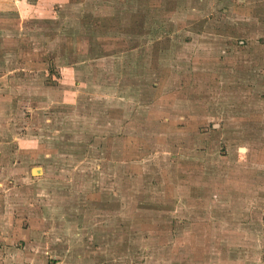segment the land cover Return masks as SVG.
Masks as SVG:
<instances>
[{
  "label": "rangeland",
  "instance_id": "obj_1",
  "mask_svg": "<svg viewBox=\"0 0 264 264\" xmlns=\"http://www.w3.org/2000/svg\"><path fill=\"white\" fill-rule=\"evenodd\" d=\"M65 3L0 148L34 261L264 264V0Z\"/></svg>",
  "mask_w": 264,
  "mask_h": 264
},
{
  "label": "crops",
  "instance_id": "obj_2",
  "mask_svg": "<svg viewBox=\"0 0 264 264\" xmlns=\"http://www.w3.org/2000/svg\"><path fill=\"white\" fill-rule=\"evenodd\" d=\"M43 0H0V148L4 150L6 140H9L11 133L8 119L11 116L12 101L24 90H20L19 82L26 77V71H36L41 66L40 60H32L27 54L26 47V25L28 18L37 19V14L42 13L41 2ZM54 4V8L67 5L66 0H47ZM52 7V5H51ZM35 43H32L34 46ZM36 51V48H32ZM37 72V71H36ZM37 77L34 74V79ZM17 78L18 80H16ZM12 83V84H11ZM19 147H27L33 142L26 139H14ZM28 148V147H27ZM2 163H8V158L2 155ZM9 166V165H8ZM40 169L34 170L33 174L39 175ZM5 174L10 175V168L7 171L2 169L0 178H5ZM11 188L0 186V264H38L35 254L29 253L25 246V232L22 229L20 220L13 219L10 215ZM18 215V214H17ZM39 258H37L38 260Z\"/></svg>",
  "mask_w": 264,
  "mask_h": 264
}]
</instances>
